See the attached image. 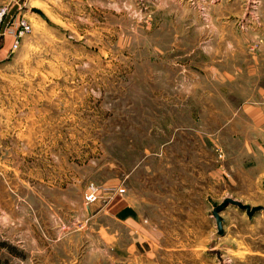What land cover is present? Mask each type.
<instances>
[{"label":"rangeland","instance_id":"374dc122","mask_svg":"<svg viewBox=\"0 0 264 264\" xmlns=\"http://www.w3.org/2000/svg\"><path fill=\"white\" fill-rule=\"evenodd\" d=\"M20 1L0 264H264V0ZM91 182L127 192L87 206ZM227 198L261 210L220 228Z\"/></svg>","mask_w":264,"mask_h":264},{"label":"built area","instance_id":"2783aa9c","mask_svg":"<svg viewBox=\"0 0 264 264\" xmlns=\"http://www.w3.org/2000/svg\"><path fill=\"white\" fill-rule=\"evenodd\" d=\"M10 10V6L8 5H2L0 6V41L3 39V37L6 34V30L8 32V27L5 29L4 33L2 32V23L4 21V18L8 14ZM22 25L24 26V29H28V25H26V21H22ZM23 33V30L20 32V35ZM17 42L14 44V47H17ZM127 192V189L125 186H113V185H106V184H98L97 182H91L84 193V203L87 206H90L101 199L105 198H113L116 195H123Z\"/></svg>","mask_w":264,"mask_h":264},{"label":"water","instance_id":"95a60500","mask_svg":"<svg viewBox=\"0 0 264 264\" xmlns=\"http://www.w3.org/2000/svg\"><path fill=\"white\" fill-rule=\"evenodd\" d=\"M23 1H20L19 3H16L13 5L6 17L4 18V21L2 23V32L4 33L5 29L7 28L10 21L13 19V17L16 15L18 9L20 8ZM229 205H234L239 207L240 209L247 212V214L252 217L254 214L259 212L261 209L258 207H251L248 204L242 203L239 200L233 199V198H227L222 203L216 205L213 210V215L217 219L219 227L222 228V216L221 212Z\"/></svg>","mask_w":264,"mask_h":264}]
</instances>
